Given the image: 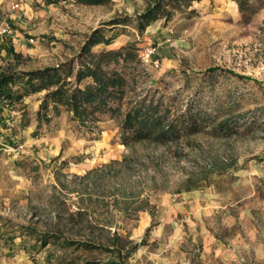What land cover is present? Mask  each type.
<instances>
[{"label": "rangeland", "instance_id": "obj_1", "mask_svg": "<svg viewBox=\"0 0 264 264\" xmlns=\"http://www.w3.org/2000/svg\"><path fill=\"white\" fill-rule=\"evenodd\" d=\"M87 64L123 83L76 113ZM1 74L0 241L23 260L264 264V0H0ZM138 109L177 136L138 138Z\"/></svg>", "mask_w": 264, "mask_h": 264}, {"label": "trees", "instance_id": "obj_2", "mask_svg": "<svg viewBox=\"0 0 264 264\" xmlns=\"http://www.w3.org/2000/svg\"><path fill=\"white\" fill-rule=\"evenodd\" d=\"M48 2H58L59 0H46ZM87 3H98L101 0H82ZM153 12H149L142 19L147 21L153 16ZM146 24V23H145ZM144 24V25H145ZM144 27V26H143ZM108 54V53H107ZM50 72H55L53 75ZM41 75V80L45 81L48 79L49 84H58L61 80L59 74H57L56 69H45V71H37L28 73V77L31 80L33 76ZM85 77H91L92 82L87 84L84 88H76L72 92L71 99L65 101L68 106H71L76 113L83 111L94 112L96 110H104L109 105L111 99H113L117 94H119V88L122 86V77L117 71L107 72L101 66L92 67L91 65H85L84 69H81L78 72V80H82ZM32 81V80H31ZM14 86V75L12 74H1L0 75V101L12 104L18 96H16L13 89ZM52 100H62L65 98V92L62 88H57L55 91L49 93ZM7 104V105H9ZM139 124L136 129V136L141 139H147L150 137H155L158 139L166 137H175L177 136V129L169 127L168 129L159 128L156 136L154 135V130L156 129L157 122L154 119H150L147 113L144 110L138 109L128 114L126 122L129 123L127 128H132L130 121H134ZM158 126H160L158 124ZM85 264H95V263H85Z\"/></svg>", "mask_w": 264, "mask_h": 264}, {"label": "crops", "instance_id": "obj_3", "mask_svg": "<svg viewBox=\"0 0 264 264\" xmlns=\"http://www.w3.org/2000/svg\"><path fill=\"white\" fill-rule=\"evenodd\" d=\"M186 201H178L174 204H170L164 207L160 217V229L162 230L166 226H171L172 234L175 238L180 236L181 228L178 222V216L183 214H189L186 209ZM14 243L8 241L7 244H3L0 241L1 250V264H29L27 260H23V257L18 254V242L14 240Z\"/></svg>", "mask_w": 264, "mask_h": 264}, {"label": "built area", "instance_id": "obj_4", "mask_svg": "<svg viewBox=\"0 0 264 264\" xmlns=\"http://www.w3.org/2000/svg\"><path fill=\"white\" fill-rule=\"evenodd\" d=\"M0 264H1V250H0Z\"/></svg>", "mask_w": 264, "mask_h": 264}]
</instances>
